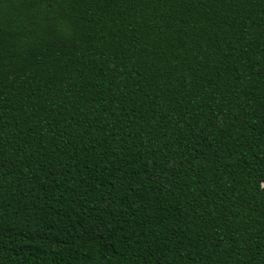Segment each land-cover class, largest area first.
<instances>
[{
	"label": "trees",
	"instance_id": "trees-1",
	"mask_svg": "<svg viewBox=\"0 0 264 264\" xmlns=\"http://www.w3.org/2000/svg\"><path fill=\"white\" fill-rule=\"evenodd\" d=\"M0 264H264V0H0Z\"/></svg>",
	"mask_w": 264,
	"mask_h": 264
}]
</instances>
